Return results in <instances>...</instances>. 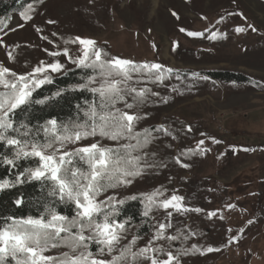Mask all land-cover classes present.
<instances>
[{"label":"rangeland","instance_id":"rangeland-1","mask_svg":"<svg viewBox=\"0 0 264 264\" xmlns=\"http://www.w3.org/2000/svg\"><path fill=\"white\" fill-rule=\"evenodd\" d=\"M30 14L32 19L25 21L12 13L0 29L4 66L25 73L41 61L59 60L67 70L76 65L63 49L76 57L82 46L64 41L70 36L90 38L100 48L107 44L112 57L162 66V80L133 74V86L146 88L152 83L157 92L140 105L144 114H139L143 118L136 127L155 120L162 126L166 117L200 122L194 143L204 151L200 157L180 161L183 169L174 172V190L166 198L173 193L182 197L178 183L183 177L208 189V193L198 190L201 209L218 214L222 227L213 238L218 239L223 228L226 243L212 247L218 251L207 252L211 246L195 240L200 250L179 258V264H264V0H45ZM237 27L247 30L237 32ZM188 32L204 34L189 36ZM213 32L219 34L210 39ZM52 51L60 55L52 57ZM9 53L14 59H9ZM213 69L244 73L261 86L222 83L202 73ZM201 140L204 143L198 147ZM125 190L118 191L119 196ZM180 203L186 218H192L183 200ZM172 211L176 209L156 208L155 214ZM66 251L53 248L45 255Z\"/></svg>","mask_w":264,"mask_h":264},{"label":"snow or ice","instance_id":"snow-or-ice-1","mask_svg":"<svg viewBox=\"0 0 264 264\" xmlns=\"http://www.w3.org/2000/svg\"><path fill=\"white\" fill-rule=\"evenodd\" d=\"M38 2L43 3V0ZM34 12L33 4L29 3L20 15L25 21H29L32 19L30 13ZM220 19L223 20L224 17ZM248 28L256 31L252 25H248ZM36 30L40 31L39 28ZM246 30L236 28L237 32ZM203 34L188 32L189 36ZM218 34L213 32L209 38L215 39ZM64 43L81 45L80 55L70 56L67 47L63 49V54L77 67L92 70V74L83 83L73 85L72 89L88 90L98 99L86 102L87 106L84 108L78 106L83 119L79 115L75 120L67 122L52 118L43 125L30 127L28 123L14 120L17 110L25 109L33 103L45 104L61 96L64 89L38 100L34 99L33 93L42 85L52 83V73L66 71L65 65L59 60L49 63L41 61L30 72L17 73L0 63V144L12 149L10 154L0 152V164L15 168L22 159L37 158L35 167L24 168L12 180H0V190L32 180L50 181L48 195L57 198L60 203L74 205L75 214L71 217L62 215L52 204H46L44 211L38 216L4 218L3 224H0V264H141L144 260L150 264H179L180 255L200 249L193 245L192 249L181 248L174 254L163 246H153V240L164 238V230L172 227L170 223H160L148 244L134 251L138 236H133L127 244L121 246L128 221L117 219L119 212L116 206L125 203L126 199L137 197L117 200L113 194L98 199L109 189L131 184L132 179L140 176L145 167L152 166L142 163L146 154H140L153 139L151 129L136 131L137 122L143 118L139 115V107L144 103L145 94L149 90H138L130 82L133 74L145 73L149 79L155 76L157 80H162V66L147 62L138 64L109 56L90 38L77 36ZM8 55L9 59H14L11 53ZM49 55L57 57L60 53L52 51ZM128 97H131L132 102H128ZM119 102H123L124 108L116 107ZM133 108L137 112L125 111ZM97 135L101 139L115 141L116 145L107 146L96 141L68 148L69 144H78ZM203 143L201 140L198 147ZM163 195L160 189L141 194L145 203V216L154 207L180 210L183 197L173 193L170 197L161 199ZM22 202V199L15 201L17 205ZM182 235L178 233L167 239L175 241L181 239ZM187 239V236H183V240ZM93 245L95 252L91 250ZM59 247H66L68 251L58 256L45 255L50 249ZM218 250L212 247L205 249L207 252ZM161 256L166 258L162 259Z\"/></svg>","mask_w":264,"mask_h":264},{"label":"trees","instance_id":"trees-1","mask_svg":"<svg viewBox=\"0 0 264 264\" xmlns=\"http://www.w3.org/2000/svg\"><path fill=\"white\" fill-rule=\"evenodd\" d=\"M29 3H32L34 8L40 4L38 0H0V29L4 26L12 13L20 14L26 9ZM70 37H68L67 40H69ZM101 48L108 53L109 56H112L107 44L103 43ZM17 55L25 56L23 53H17ZM136 63L139 64V62ZM202 73H204L209 79L222 83L232 82L236 84H252L255 87L261 86L257 79L238 71L213 69L204 70ZM91 74V69L79 68L77 66L71 67L60 74H51L52 83L44 84L36 89L33 93L34 99L38 100L43 99L44 97H50L56 91L64 89L65 91L62 95L49 100L45 104L33 103L25 109L17 110L14 120L23 121L28 123L30 127L35 128L43 125L47 120L52 118L57 119V121L67 122L69 120H75L79 115L80 118L83 119V113L79 111V108L86 107V102L96 100L98 97L85 89L73 90L72 86L78 83H83L86 77ZM169 74H172V72H169ZM149 84L150 85L146 87L149 91L145 94L148 98L157 95V92L153 90V84ZM127 99L128 102H132L131 97H128ZM152 103L154 105L157 104V102L154 101ZM122 104L123 102H119L116 107L124 108V105ZM152 110H154L153 107ZM125 111L135 113L133 109H125ZM140 113L144 114L143 112H139V114ZM147 113L150 112L147 111ZM144 124L143 127H136V131H142L145 128L151 129L153 139L151 143L141 150L140 154H146L144 155L142 163L152 166L145 167L140 176L132 179L131 184L116 189H109L107 193H102L100 197H98V199H104L106 195L113 194H115L117 200L131 196L137 197V199H126L125 203L116 206L119 212L117 219L120 221H128V224L126 225L127 231L124 239L121 240V246L127 244L133 236H138L139 239L133 250L135 251L137 248L145 247L149 240L155 235L158 224L170 223L172 227L164 230V238L153 240V246H163L166 250H170L174 254L181 248L192 249V246L195 245V240L199 242L200 245L206 244L214 248L223 247L226 243L223 228L218 239L215 240L213 238L214 234H218L219 230H221L222 220L218 217L217 213H215V215L207 214L201 209V201L199 202L198 190L200 189V191L208 193V189L201 186L191 185L184 177L179 179V193L182 195L183 202L187 206L188 215L192 218L187 219L184 215L185 212H182L181 210L172 211L170 216L168 213L157 216L155 214V207L148 216L144 215L145 203L143 202L141 194L152 193L154 190L160 189L164 194L161 199L166 198L174 190L173 186L176 179L175 173L180 169H183L180 161L190 160L195 157H200L201 155V151H199L194 143L196 137L200 134V122L186 123L177 118L166 117L163 119L162 126H159L156 120ZM163 126L166 127L168 132H165ZM42 138L43 136L41 134V139ZM82 141L84 143L100 141L102 145H116L115 141L107 138L101 139L99 135L89 137ZM124 142L126 141H121V143ZM75 147L76 146H69L68 148L71 149ZM11 151L12 149L10 147L0 144V152L10 154ZM36 159L37 158L22 159L18 162V166L15 168L0 164V180H12L15 175L21 172L24 168L35 167ZM160 176H165V178H167L166 181L160 182L161 180L159 181L157 179ZM50 189V181L32 180L17 184L14 187L0 190V224H3L4 218L9 216H15L18 218L38 216L44 211L46 204H52L62 215L68 217L73 216L75 214L74 205L70 203H60L57 198L49 196L48 193ZM124 189H126L125 192L119 196L118 191ZM17 199H22L23 202L20 205H17L15 203ZM194 209H200V211H194ZM178 233L183 234L181 239L175 241H169L167 239V237L175 236ZM183 236H187L188 239L183 240ZM91 250L93 252L96 251L95 245L91 246ZM184 256L186 255H180L178 259ZM161 258L165 259L166 256H161ZM146 261L147 260L142 261L141 264H144Z\"/></svg>","mask_w":264,"mask_h":264}]
</instances>
